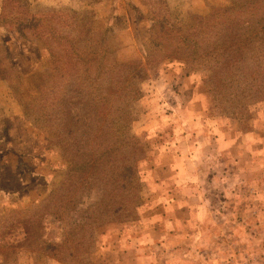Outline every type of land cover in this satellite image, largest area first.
Masks as SVG:
<instances>
[{
	"label": "rangeland",
	"instance_id": "obj_1",
	"mask_svg": "<svg viewBox=\"0 0 264 264\" xmlns=\"http://www.w3.org/2000/svg\"><path fill=\"white\" fill-rule=\"evenodd\" d=\"M3 1L0 264H264V73L254 79L247 63L246 76L217 92L201 60L170 57L165 42L155 46L161 34H189L195 17L226 10L231 0H27L6 12L17 0ZM27 12L31 20L49 16L47 34L63 32L67 14L81 15L83 33L93 29L119 63L144 72L137 74L141 96L128 106L137 198L129 188L105 189L99 205L103 186L80 187L83 173L70 170L77 148L69 145L68 120L91 123L97 103L71 79L45 104L50 53L13 20ZM153 19L161 26L153 28ZM127 151L114 155L117 174ZM113 171L98 166L96 175L107 185Z\"/></svg>",
	"mask_w": 264,
	"mask_h": 264
},
{
	"label": "trees",
	"instance_id": "obj_2",
	"mask_svg": "<svg viewBox=\"0 0 264 264\" xmlns=\"http://www.w3.org/2000/svg\"><path fill=\"white\" fill-rule=\"evenodd\" d=\"M22 1L27 2V0H17L15 4L11 1L6 3L5 12L10 5L15 6L16 9ZM5 2L6 0L3 4ZM4 14L0 16V19L9 20V15L4 16ZM56 14L63 13L61 11ZM30 15L32 14L29 12L26 16L17 17L15 15L13 20L15 19L16 25L22 27L21 32L33 31V35L46 45L50 53L51 68L48 72L49 81L47 83L50 86L43 92L45 104L48 100H52V104L55 103L60 98V94H63V87L70 83L71 79L78 80L80 89L85 86L94 95L97 103L93 120L90 118L92 122L89 124L86 122L87 118L82 119L77 116L72 118V109H67V118H72L68 120L67 125L69 132L71 131L68 136L73 141L69 142V145H73L74 149L77 148L76 154L73 155L77 159L71 160L73 166L70 170L76 174V177L79 172L83 173L80 187L90 188L93 185L104 187L101 189L103 195L97 203L99 205L106 196L105 189H110L111 194H115L120 190L127 192L129 188L133 196L137 198L141 184L138 179L136 162H131L137 150L132 147L133 142L130 135L132 115L128 106L141 96L137 74L142 70L134 63H119L106 46L105 41L94 40L96 33L93 29L83 33L85 31L78 28L81 15L77 13L66 15L72 22L67 24L68 22L63 21V32L56 30L57 32L48 34L45 31L49 16L44 15L41 18L32 16L31 20ZM202 18H207V20H201ZM195 19H198V22L191 28L189 34L179 36H175L174 32L161 34L157 40L162 42L155 43V46L160 47V44L165 42L173 50L170 57H192L201 60L212 73L217 92L229 86L233 87L240 76H246L247 65L245 64L247 63L254 64L252 66L255 70L249 71L254 79L264 73V0H231V5L226 10L216 9L208 17H195ZM151 21L154 24H152L153 28L161 26L158 19ZM254 43L259 45L257 50H253L252 44ZM52 45L57 46L56 50L52 48ZM146 55L147 58L152 56L150 52ZM242 93L245 91L242 90ZM53 110H55V105ZM77 133L80 135L76 136ZM54 135L57 147L64 150L66 141L62 139V133L56 131ZM91 144L95 145L93 149L99 147L92 155L87 153L89 149L93 151L89 148ZM102 145L108 147L102 148L100 147ZM122 148L128 150V164H124L123 171L117 174L113 163L118 155L115 157L114 155L119 154ZM76 160L79 161L78 165ZM108 164L116 174L112 176L107 185H103L105 180L96 174L98 166L101 169ZM88 170L93 171L89 176H87ZM121 182L124 187L119 189Z\"/></svg>",
	"mask_w": 264,
	"mask_h": 264
}]
</instances>
